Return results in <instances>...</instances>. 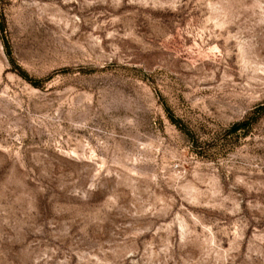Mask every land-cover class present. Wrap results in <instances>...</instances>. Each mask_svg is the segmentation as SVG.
<instances>
[{
	"label": "rangeland",
	"instance_id": "rangeland-1",
	"mask_svg": "<svg viewBox=\"0 0 264 264\" xmlns=\"http://www.w3.org/2000/svg\"><path fill=\"white\" fill-rule=\"evenodd\" d=\"M0 264H264V0H0Z\"/></svg>",
	"mask_w": 264,
	"mask_h": 264
},
{
	"label": "trees",
	"instance_id": "trees-1",
	"mask_svg": "<svg viewBox=\"0 0 264 264\" xmlns=\"http://www.w3.org/2000/svg\"><path fill=\"white\" fill-rule=\"evenodd\" d=\"M21 76H22L25 80H29L28 77H27L25 74L21 73ZM31 82H32V81H31ZM32 83H33L34 85H37V83H35V82H32ZM248 122H249V119H248L246 122H243V123H241V124H238V125L233 126L231 132H232V133H237L238 131H240V130L246 128L247 125H248Z\"/></svg>",
	"mask_w": 264,
	"mask_h": 264
}]
</instances>
